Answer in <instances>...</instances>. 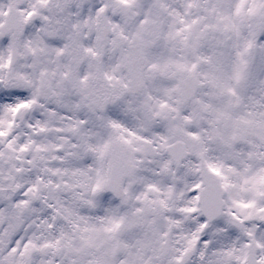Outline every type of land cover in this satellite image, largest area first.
<instances>
[{
  "label": "snow or ice",
  "instance_id": "1",
  "mask_svg": "<svg viewBox=\"0 0 264 264\" xmlns=\"http://www.w3.org/2000/svg\"><path fill=\"white\" fill-rule=\"evenodd\" d=\"M0 264H264V0H0Z\"/></svg>",
  "mask_w": 264,
  "mask_h": 264
}]
</instances>
